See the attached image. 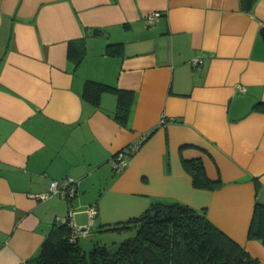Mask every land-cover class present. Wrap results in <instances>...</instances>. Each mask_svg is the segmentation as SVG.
<instances>
[{
  "label": "crops",
  "instance_id": "1",
  "mask_svg": "<svg viewBox=\"0 0 264 264\" xmlns=\"http://www.w3.org/2000/svg\"><path fill=\"white\" fill-rule=\"evenodd\" d=\"M262 27L264 0H0V264H31L69 209L84 227L95 207L101 228L173 201L204 209L264 264L247 236L264 204ZM87 80L133 91L125 125L114 92L97 105L83 96ZM143 134L116 169L114 154ZM190 159L221 185L195 187ZM67 177L71 199L32 196Z\"/></svg>",
  "mask_w": 264,
  "mask_h": 264
},
{
  "label": "trees",
  "instance_id": "2",
  "mask_svg": "<svg viewBox=\"0 0 264 264\" xmlns=\"http://www.w3.org/2000/svg\"><path fill=\"white\" fill-rule=\"evenodd\" d=\"M254 0H242L243 7L250 10ZM264 37V27L260 30ZM83 53V41H70ZM115 51L116 44H109ZM78 58H76L77 62ZM116 94L113 118L121 125L128 119L134 93L103 82L87 80L83 96L93 104L99 103L102 92ZM253 108L264 110L259 101ZM115 155V154H114ZM192 183L198 188L214 189L221 185L219 179H210L200 159L184 162ZM108 225V224H107ZM106 226V225H105ZM109 228L134 227L135 234L117 245L109 246L95 242L85 251L78 243L67 222H56L42 240L39 252L28 259L31 264H259L240 244L212 223L204 209L187 204L151 203L138 215L124 221L111 223ZM247 236L264 244V204L256 201L248 227Z\"/></svg>",
  "mask_w": 264,
  "mask_h": 264
},
{
  "label": "built area",
  "instance_id": "3",
  "mask_svg": "<svg viewBox=\"0 0 264 264\" xmlns=\"http://www.w3.org/2000/svg\"><path fill=\"white\" fill-rule=\"evenodd\" d=\"M160 14H161L160 11H152L150 13H147L145 16L146 21L149 24H154L157 22ZM198 61L199 59L193 58L192 64H196ZM164 120L165 118L162 117L161 122L163 123ZM146 136L147 134H143L138 140L132 142L126 148L115 153V155L112 157L113 166L116 169H121L126 164L125 156L135 153L136 150L141 146V144L145 140ZM75 192H76V188L74 186L73 179L70 177H67L61 180H52L49 183L47 191L36 193V194H33L32 196L39 198V199H46L53 193H60L64 195L65 197H67L68 199H71L74 196ZM86 211H87L89 221H88V224L85 225L84 227H80L75 223L74 213H73V210L71 209H69L66 216L57 217L56 221L62 222V223L67 222L68 226L72 229L73 233L79 236L81 234H85L89 232L92 218L96 214V209L93 206L88 207Z\"/></svg>",
  "mask_w": 264,
  "mask_h": 264
},
{
  "label": "rangeland",
  "instance_id": "4",
  "mask_svg": "<svg viewBox=\"0 0 264 264\" xmlns=\"http://www.w3.org/2000/svg\"><path fill=\"white\" fill-rule=\"evenodd\" d=\"M109 225L111 224L104 225L101 228H94L91 225L88 233L79 235L78 243L85 251H88L92 248L95 242L114 246L135 234L134 227L109 228Z\"/></svg>",
  "mask_w": 264,
  "mask_h": 264
},
{
  "label": "water",
  "instance_id": "5",
  "mask_svg": "<svg viewBox=\"0 0 264 264\" xmlns=\"http://www.w3.org/2000/svg\"><path fill=\"white\" fill-rule=\"evenodd\" d=\"M93 33H94V34H99V33H101V30L98 29V28H94V29H93Z\"/></svg>",
  "mask_w": 264,
  "mask_h": 264
}]
</instances>
